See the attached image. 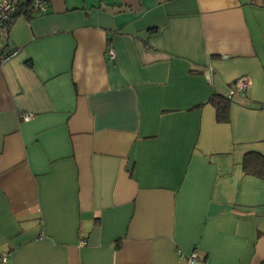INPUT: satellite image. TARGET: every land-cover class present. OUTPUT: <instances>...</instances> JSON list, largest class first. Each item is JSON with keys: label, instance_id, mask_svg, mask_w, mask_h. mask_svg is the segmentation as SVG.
Masks as SVG:
<instances>
[{"label": "crops", "instance_id": "1", "mask_svg": "<svg viewBox=\"0 0 264 264\" xmlns=\"http://www.w3.org/2000/svg\"><path fill=\"white\" fill-rule=\"evenodd\" d=\"M47 4L0 31V264H264V0Z\"/></svg>", "mask_w": 264, "mask_h": 264}, {"label": "built area", "instance_id": "2", "mask_svg": "<svg viewBox=\"0 0 264 264\" xmlns=\"http://www.w3.org/2000/svg\"><path fill=\"white\" fill-rule=\"evenodd\" d=\"M28 9H32L36 14H46L48 11L47 0H0V31L5 29L12 21L15 15H25ZM110 59H114L113 50L107 52ZM12 54L0 52V65L7 62ZM248 80L245 77L237 79L232 88L228 91L227 97L233 98L235 96H243L248 88ZM32 119L31 115L25 116L24 120ZM84 244V242H81ZM1 262H4L6 257L2 256ZM198 259V252L194 251L188 258V263L193 264Z\"/></svg>", "mask_w": 264, "mask_h": 264}, {"label": "trees", "instance_id": "3", "mask_svg": "<svg viewBox=\"0 0 264 264\" xmlns=\"http://www.w3.org/2000/svg\"><path fill=\"white\" fill-rule=\"evenodd\" d=\"M35 15L36 13L32 11V9H28L25 13L26 18H31ZM10 23L8 24V26L10 25ZM7 27L5 29H7ZM0 52L2 53V51ZM209 103L214 108L216 122L221 124L228 123L230 120L229 111L231 98L215 94L211 96V98L209 99ZM242 170L245 174L252 175L259 179H264V157L256 153L246 154L243 158Z\"/></svg>", "mask_w": 264, "mask_h": 264}]
</instances>
